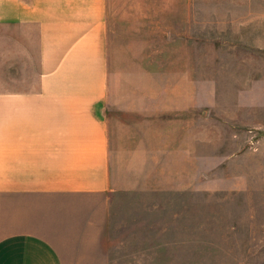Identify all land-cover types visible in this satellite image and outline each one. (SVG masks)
<instances>
[{
	"label": "crops",
	"instance_id": "1",
	"mask_svg": "<svg viewBox=\"0 0 264 264\" xmlns=\"http://www.w3.org/2000/svg\"><path fill=\"white\" fill-rule=\"evenodd\" d=\"M106 12L0 0V264H157L128 247L158 246L166 203L191 244L196 195L221 190L195 177L196 87L111 84Z\"/></svg>",
	"mask_w": 264,
	"mask_h": 264
},
{
	"label": "rangeland",
	"instance_id": "2",
	"mask_svg": "<svg viewBox=\"0 0 264 264\" xmlns=\"http://www.w3.org/2000/svg\"><path fill=\"white\" fill-rule=\"evenodd\" d=\"M106 21L111 84L196 87L195 177L221 187L196 195L191 244L166 203L165 236L128 261L264 264V0H107Z\"/></svg>",
	"mask_w": 264,
	"mask_h": 264
}]
</instances>
